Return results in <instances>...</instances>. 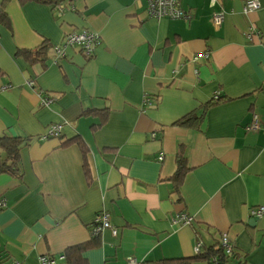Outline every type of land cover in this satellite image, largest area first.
Returning <instances> with one entry per match:
<instances>
[{
  "label": "crops",
  "instance_id": "1",
  "mask_svg": "<svg viewBox=\"0 0 264 264\" xmlns=\"http://www.w3.org/2000/svg\"><path fill=\"white\" fill-rule=\"evenodd\" d=\"M258 1L180 0L185 17L156 19L145 0H0V264H207L222 233L229 264H264V215L250 213L264 206ZM84 29L91 55L63 47ZM101 211L110 228L94 234Z\"/></svg>",
  "mask_w": 264,
  "mask_h": 264
},
{
  "label": "built area",
  "instance_id": "2",
  "mask_svg": "<svg viewBox=\"0 0 264 264\" xmlns=\"http://www.w3.org/2000/svg\"><path fill=\"white\" fill-rule=\"evenodd\" d=\"M141 1V0H139ZM147 3L146 13L156 19H161L163 17L178 19L185 17V11L181 9L179 5L180 0H145ZM261 8V4L258 0H245L244 2V12L248 13L253 10H258ZM225 13L223 10L217 11L212 16L213 27L218 30L221 27L222 21L224 19ZM99 43V36L93 30L84 29L79 32H69L64 37L63 47L64 46H79L81 50L86 55H91L94 51L95 46ZM29 85H32V82H28ZM44 103H49L48 100H44ZM256 126V121H253L252 127ZM61 131L60 124H52L48 127L45 132V136L56 137ZM162 154L158 156V159H162ZM1 202V201H0ZM1 206V203H0ZM250 213L254 217H261L264 215V206L255 207L250 210ZM185 223H189L191 218L185 214H179ZM110 228L108 214L105 211H101L97 214L93 220V226L91 228L94 234H99L100 231ZM111 233L115 234V229H111ZM219 246L223 249L225 254H229L233 250V246L229 241L225 233L220 234L218 240ZM197 246H200V243H197ZM64 257L59 256L58 260H62ZM126 260L128 264H138V260L132 256H127ZM40 264H58L57 260L49 257L47 255H42L39 257Z\"/></svg>",
  "mask_w": 264,
  "mask_h": 264
},
{
  "label": "trees",
  "instance_id": "3",
  "mask_svg": "<svg viewBox=\"0 0 264 264\" xmlns=\"http://www.w3.org/2000/svg\"><path fill=\"white\" fill-rule=\"evenodd\" d=\"M37 1L46 2V3H55L58 5L63 0H37ZM213 100L214 99H212L211 101H209L208 103L205 104L204 111L208 107H210L211 105H213L215 103ZM91 112L92 111L88 112L87 114H91ZM95 113L96 112H94V114ZM99 115H101L103 121H105L107 119L106 111L105 112H99ZM76 143L78 144V147H79L81 154H82V157H83L82 167H83L84 174L86 176V179L90 180V170L88 167V163H86V146L80 140H76ZM2 145L6 149L8 155L11 158H14V155H15L14 139H11V138L5 139V140H3ZM183 160H184V158L178 159V161H177L178 171L176 173V177H178V178H175V180H179L181 175L183 174V169H182V166L184 165ZM1 170H2V168H0V171ZM199 255L203 256V259L206 260L207 264H229V262L232 261L237 256V254L234 253L233 251L229 254H225L223 249L219 246V243H217V246H213V247H210L207 249L206 248L203 249Z\"/></svg>",
  "mask_w": 264,
  "mask_h": 264
},
{
  "label": "clouds",
  "instance_id": "4",
  "mask_svg": "<svg viewBox=\"0 0 264 264\" xmlns=\"http://www.w3.org/2000/svg\"><path fill=\"white\" fill-rule=\"evenodd\" d=\"M254 217V216H253ZM255 218H258V217H255Z\"/></svg>",
  "mask_w": 264,
  "mask_h": 264
},
{
  "label": "water",
  "instance_id": "5",
  "mask_svg": "<svg viewBox=\"0 0 264 264\" xmlns=\"http://www.w3.org/2000/svg\"><path fill=\"white\" fill-rule=\"evenodd\" d=\"M252 219H255V217H254V218H252Z\"/></svg>",
  "mask_w": 264,
  "mask_h": 264
}]
</instances>
